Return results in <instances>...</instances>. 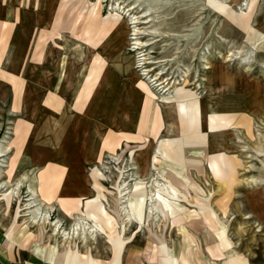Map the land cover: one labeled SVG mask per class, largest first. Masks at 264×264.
<instances>
[{
  "label": "rangeland",
  "instance_id": "1",
  "mask_svg": "<svg viewBox=\"0 0 264 264\" xmlns=\"http://www.w3.org/2000/svg\"><path fill=\"white\" fill-rule=\"evenodd\" d=\"M26 4L39 15L38 24L41 20L44 24L45 33L38 40L46 42L44 52L51 61L73 57L76 51L82 53L76 57H88L87 45L121 46L122 55L133 61V73L140 77L138 87L154 101L149 103L155 110L151 130L159 123L158 103L166 105L164 97L175 100L177 107L182 105L184 111L180 109L177 114L189 130L196 118L189 108L192 101L188 96L193 94L194 101L203 106V117L210 107L215 112L230 113L232 102L236 109L248 103L252 110L246 112V129L243 125L232 128L228 119L223 120L225 126L221 128L229 126L221 134L224 149L212 154L215 152L208 148L212 154L207 161L209 168L213 178L221 182L196 175V169L188 171L190 183L208 189L201 193L191 186L197 202L193 210L209 222L193 225L189 240L185 224L148 219L142 223L137 207L142 202H149V208L155 203L159 211L156 216L168 220L167 214L173 217L183 210L173 202H191L175 187L183 189L187 180L172 173V168L156 169L158 157L169 165L178 143L191 139L182 135L177 140L158 142L151 157L155 175L146 181L136 176L132 164L135 156L127 146L125 153L112 151L111 156H102L92 167L98 180H93L96 192L85 202V209L63 216L57 209L37 205L34 192L27 188L29 177L25 180L24 169L16 173L7 144L10 125L0 117V154L8 151L0 156V264H187L186 258L193 264L198 258L213 260V264L233 258L228 264H245L242 258L232 257L236 255L249 264H264L262 232L243 237L245 241L232 235L233 223L242 217H235L232 206L241 202L249 186L264 181V0H28ZM1 34L4 40L3 29ZM134 43L142 47L136 50ZM0 44H4L1 39ZM96 62L102 67V59ZM144 70L151 77L150 84L142 76ZM159 72V79L169 83L162 89L164 93L162 86H157L160 97L149 88ZM94 73H90L93 80ZM6 107L7 102L1 114ZM159 107L167 120L164 113L168 107ZM209 117L212 124L219 121L218 116ZM193 138L197 139L196 135ZM251 179L256 184L250 183ZM217 184L226 187L212 192L211 186L214 189ZM129 185L132 191L126 187ZM148 185L153 190L143 191ZM219 202L224 208L217 210ZM243 226L250 233L256 228L254 224ZM217 259L219 262H214Z\"/></svg>",
  "mask_w": 264,
  "mask_h": 264
},
{
  "label": "crops",
  "instance_id": "2",
  "mask_svg": "<svg viewBox=\"0 0 264 264\" xmlns=\"http://www.w3.org/2000/svg\"><path fill=\"white\" fill-rule=\"evenodd\" d=\"M26 1L0 0V29L6 36L4 40L2 34L0 37L1 43L4 41L3 45L0 44V114L7 102V110L0 117L10 125L7 127L10 135L7 144L11 156H14L15 171L24 169L25 180L29 177L27 188L34 192L37 205L48 210L57 209L63 216L78 214L96 192L93 180L97 181L98 175L92 167L102 156H111L112 151L125 153L127 146L135 156L132 164L136 167V176L146 181L155 175L152 174L151 157L158 142L183 135L191 140L182 145L178 143L169 165L162 156L158 157L156 169L170 171L166 168H172V173H178L187 180L183 189L179 185L175 187L191 202H173L183 210L177 216L167 214L168 220L159 219L156 215L147 216L149 202H142L137 208L141 211L139 219L142 223L148 219L169 225L185 224L186 240H189L193 225H207L209 222L195 213L197 202L193 200L191 186H196L201 193L208 189L203 190L190 183L188 171L196 169V175L203 174L213 182H221L213 178L207 162L209 156L224 149L221 134L226 128L248 127L246 112L252 110V106L246 103L236 109L232 102L230 113L215 112L210 107L209 113L203 117V106L197 102L196 121L194 128L189 130L180 120L175 105L158 103L159 123L151 130L154 105L145 101L148 96L138 87L140 77L133 73V61L122 55L121 46L86 44L88 57H76L82 54L76 51L73 57L62 56L51 61L44 52L46 42L38 40L45 33L44 24L42 20L38 24L39 15L34 14L33 9L29 10ZM98 58L103 60L100 68L96 62ZM91 71L97 72L94 73L95 80L90 75ZM159 105L168 107L164 113L167 120H164ZM210 115L222 116L226 122L229 120V126L209 131ZM195 135L197 139L193 138ZM2 143L6 144L3 140ZM115 143L117 147L113 146ZM208 148L215 153L209 155ZM7 154V150L2 151L0 156ZM221 185H215L214 189L211 186L210 190L220 192L226 187ZM126 187L130 188V185ZM249 187L243 192L241 202L232 206L235 217L248 216L233 223V238L240 241L259 232L264 236V181ZM142 190L151 192L153 188L148 185ZM63 204L67 206L63 207ZM120 206L126 207L121 203ZM216 206L217 210L224 208L221 202ZM135 221L139 222L138 217ZM251 224L256 228L250 233V229L243 225L250 227ZM232 257H240L249 264L241 256ZM232 259H224L221 264H228ZM185 260L187 264H193V260ZM195 262L213 264V260L199 258Z\"/></svg>",
  "mask_w": 264,
  "mask_h": 264
},
{
  "label": "bare ground",
  "instance_id": "3",
  "mask_svg": "<svg viewBox=\"0 0 264 264\" xmlns=\"http://www.w3.org/2000/svg\"><path fill=\"white\" fill-rule=\"evenodd\" d=\"M207 1H209V2H214V0H207ZM134 35H136V34H134ZM140 43V42H139ZM136 45V46H135ZM134 46L135 47H133V48H135L136 50H139V47L141 46L142 47V45L141 44H138V43H134ZM145 46V45H144ZM230 57V56H229ZM137 64H138V62H137ZM143 64H145V63H143ZM139 65V64H138ZM140 66H141V64H140ZM142 67V66H141ZM210 67H206L205 69H209ZM204 69V70H205ZM160 73V72H159ZM158 73V75H155L154 77H153V80H152V85H150L149 86V88H150V90H151V92H152V94L155 92L156 93V91H157V94L159 95L160 94V91H158L157 90V86H162V87H160L161 88V91H162V89H164V88H166L168 85H169V83L167 84V85H165V83L167 82H163V81H161L160 79H159V76H161L162 75V73H160L159 74ZM143 74L144 75H142V76H145L144 78L146 79V78H148V82H147V84H150V78L151 77H147V74H148V71H146V70H144L143 71ZM158 83V84H157ZM172 85H174V83L172 84ZM165 86V87H164ZM170 87H171V85H170ZM159 89V88H158ZM172 89V88H171ZM154 90V91H153ZM166 90V89H165ZM169 90V89H168ZM163 92V91H162ZM164 93V92H163ZM169 93V92H168ZM160 95H162V94H160ZM160 95H159V97H160ZM164 95V94H163ZM166 96V95H165ZM188 96V95H187ZM186 96V97H187ZM204 96V95H203ZM196 99V97H195V95L193 94V96L191 97V96H188V100H191L192 101V103H191V107H189L190 109H191V111L192 112H194V114H195V117H196V114H197V101H194ZM145 101H147L148 103H154V101H153V99L151 98V97H148V99H145ZM162 101L168 106V105H176V107L178 106V103L175 101V100H172L171 98H167V97H164L163 99H162ZM184 104V103H183ZM179 105H181V104H179ZM180 109H181V111H184L183 110V108H182V105L181 106H179V107H177V109H176V111H177V113H179L180 112ZM181 114H183V113H181ZM169 117V116H168ZM174 119V118H173ZM218 119H219V121L217 122V123H213L212 124V122H211V120H210V117H209V124H208V129L209 130H212V132H214V131H216L217 129H219V128H221V127H223V126H225V125H223L224 124V122H223V117L222 116H218ZM195 121H196V118H195ZM214 125V126H213ZM207 128V127H206ZM174 140H177V139H174ZM164 142H169V141H173V140H163ZM252 180V179H251ZM250 183H252V184H256V181L253 179L252 181H250ZM123 191V190H122ZM152 203V202H151ZM122 209V208H121ZM159 213V211H158V209H157V206H156V204L155 203H152V205H150V208H149V210H148V214L149 215H156V214H158ZM77 221H79V220H77ZM77 223H79V222H77Z\"/></svg>",
  "mask_w": 264,
  "mask_h": 264
}]
</instances>
